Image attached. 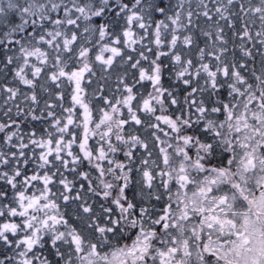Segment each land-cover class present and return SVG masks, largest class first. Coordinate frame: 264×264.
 Masks as SVG:
<instances>
[{
    "label": "snow or ice",
    "instance_id": "obj_1",
    "mask_svg": "<svg viewBox=\"0 0 264 264\" xmlns=\"http://www.w3.org/2000/svg\"><path fill=\"white\" fill-rule=\"evenodd\" d=\"M0 264H264V0H0Z\"/></svg>",
    "mask_w": 264,
    "mask_h": 264
}]
</instances>
